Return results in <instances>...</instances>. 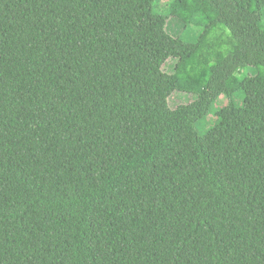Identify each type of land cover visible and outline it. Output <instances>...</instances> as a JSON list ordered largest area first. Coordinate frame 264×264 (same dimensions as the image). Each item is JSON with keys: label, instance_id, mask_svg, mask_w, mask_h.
<instances>
[{"label": "trees", "instance_id": "16d2710c", "mask_svg": "<svg viewBox=\"0 0 264 264\" xmlns=\"http://www.w3.org/2000/svg\"><path fill=\"white\" fill-rule=\"evenodd\" d=\"M157 2L0 0V264H264V0Z\"/></svg>", "mask_w": 264, "mask_h": 264}, {"label": "rangeland", "instance_id": "374dc122", "mask_svg": "<svg viewBox=\"0 0 264 264\" xmlns=\"http://www.w3.org/2000/svg\"><path fill=\"white\" fill-rule=\"evenodd\" d=\"M140 1V0H136ZM172 2V0H158L156 4V10L158 13L163 14L169 17L168 20V27H167V36L170 38L169 41H166V44L170 48H180L182 50H186L189 47L186 46L188 44L196 42L199 38L200 33L202 32L203 27L200 26H184L178 19L173 18L169 14L168 5ZM179 39H181L179 42ZM201 62L207 64L208 60L205 58H201ZM176 62L171 60L167 63L165 69L166 72H171L173 67L175 66ZM256 74V71L253 68H249L248 70L244 71L241 76H250ZM195 95L193 94H182L179 92H175L169 100V107L171 109L176 108L182 104H189L195 99ZM238 102L240 103L241 100L239 99ZM228 103L227 99L222 96L212 107L211 114L206 117L201 124L198 126V130L200 133L205 134L210 128L215 126L216 124V113L219 109L226 106ZM175 146L184 145L187 147L188 150L193 149V138L192 134L189 130L183 129L180 135L177 137Z\"/></svg>", "mask_w": 264, "mask_h": 264}]
</instances>
